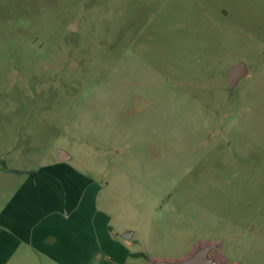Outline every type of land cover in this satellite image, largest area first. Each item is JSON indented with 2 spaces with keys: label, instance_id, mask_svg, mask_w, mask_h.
<instances>
[{
  "label": "rangeland",
  "instance_id": "1",
  "mask_svg": "<svg viewBox=\"0 0 264 264\" xmlns=\"http://www.w3.org/2000/svg\"><path fill=\"white\" fill-rule=\"evenodd\" d=\"M58 173L128 264H264V0H0V207Z\"/></svg>",
  "mask_w": 264,
  "mask_h": 264
},
{
  "label": "crops",
  "instance_id": "2",
  "mask_svg": "<svg viewBox=\"0 0 264 264\" xmlns=\"http://www.w3.org/2000/svg\"><path fill=\"white\" fill-rule=\"evenodd\" d=\"M68 159L66 153L60 161ZM32 180L0 207V264H27L41 256L48 264H128L133 233L121 235L95 218L86 179L58 173ZM45 195L54 197L52 206H44Z\"/></svg>",
  "mask_w": 264,
  "mask_h": 264
},
{
  "label": "water",
  "instance_id": "3",
  "mask_svg": "<svg viewBox=\"0 0 264 264\" xmlns=\"http://www.w3.org/2000/svg\"><path fill=\"white\" fill-rule=\"evenodd\" d=\"M77 23H73L70 29H77ZM249 74V65L245 61L234 64L229 70V89L233 90L239 81ZM66 151H60V159H64ZM128 237V236H126ZM213 244H203L197 250L186 258L179 260H163L157 264H221V261L213 255Z\"/></svg>",
  "mask_w": 264,
  "mask_h": 264
},
{
  "label": "flooded vegetation",
  "instance_id": "4",
  "mask_svg": "<svg viewBox=\"0 0 264 264\" xmlns=\"http://www.w3.org/2000/svg\"><path fill=\"white\" fill-rule=\"evenodd\" d=\"M249 73H250V67H249ZM249 75V74H248Z\"/></svg>",
  "mask_w": 264,
  "mask_h": 264
}]
</instances>
